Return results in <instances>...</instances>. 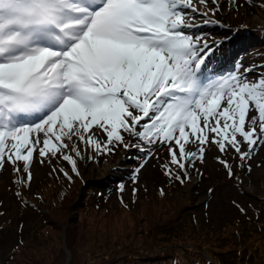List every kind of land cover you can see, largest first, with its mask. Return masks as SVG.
Masks as SVG:
<instances>
[{"label":"snow or ice","instance_id":"snow-or-ice-1","mask_svg":"<svg viewBox=\"0 0 264 264\" xmlns=\"http://www.w3.org/2000/svg\"><path fill=\"white\" fill-rule=\"evenodd\" d=\"M209 3L216 0H0V169L12 164L28 184L34 156L60 155L78 175L74 156L62 154L81 156L74 140L146 156L162 144L184 170L181 183L184 161L202 162L209 145L250 160L264 141V75L206 74L223 41L187 30L198 17L211 23L198 7ZM124 134L139 143L125 144ZM192 142L196 150L186 151Z\"/></svg>","mask_w":264,"mask_h":264},{"label":"trees","instance_id":"trees-1","mask_svg":"<svg viewBox=\"0 0 264 264\" xmlns=\"http://www.w3.org/2000/svg\"><path fill=\"white\" fill-rule=\"evenodd\" d=\"M261 6L253 9L264 18V0ZM239 26L229 31L240 33L248 25ZM248 35L254 41L264 42V28L248 30L243 37ZM113 153L114 149L110 154ZM97 154L101 161L106 160L104 152ZM63 171L62 183L55 189L51 187L52 194L42 193L46 187L37 186L30 202L17 203L12 218L1 219L6 210L0 205V242L5 235L11 237L9 231L15 223V237L1 253L0 264H65L67 252V264H256L260 259L264 261V256L256 253L263 246L252 243L254 251H245L254 239L264 237V219H258L264 208V196L250 194L240 187L253 219L244 217L241 222L234 218L222 225L221 232H214L199 217L196 205L189 198L181 200L174 196L179 181L175 177L180 175L175 169L171 176L167 175L171 181L157 187L153 194L138 196L136 201L117 197L115 205L103 201L101 196L102 191L109 189L107 182L114 175L91 184L88 178L77 175L69 163ZM227 177H230L228 172ZM188 182V178L183 179V183ZM38 211L43 213L36 214ZM31 215H35L32 224L23 228L24 218ZM222 248L225 252L218 254Z\"/></svg>","mask_w":264,"mask_h":264},{"label":"rangeland","instance_id":"rangeland-1","mask_svg":"<svg viewBox=\"0 0 264 264\" xmlns=\"http://www.w3.org/2000/svg\"><path fill=\"white\" fill-rule=\"evenodd\" d=\"M261 5L262 0H228L221 4L216 1V3L202 5L209 10V15L206 18L211 23L204 24V17H199L201 20L197 21L198 26L187 31L194 35L199 34L209 43L216 41L219 44L220 41H223V44L210 56L206 74L227 76L230 73H238L244 68H250L252 73L249 79L253 82L260 75H264V42L254 41L249 35L243 37L248 30L264 28V18L253 9L254 7L262 8ZM216 8H219L218 12H215ZM241 23L248 25L244 26L247 30H242L240 33L229 31L233 28L238 29ZM241 43L243 44L241 45ZM231 48L232 51L227 54ZM222 54L223 56L227 54V57L224 58ZM221 61L223 66H220ZM124 135L125 144L139 143L130 135ZM94 139L99 140L102 144L106 142L105 135H97ZM73 142L81 149V156L77 157L69 150H65V153L62 154L74 156L75 167L81 177L88 178L92 182L91 184H97L106 178L109 179L112 175L115 176L113 180L110 178L107 182L109 186L107 192L102 191L101 193L103 201H108L113 205L116 204L117 197L136 201L138 196L153 194L157 187H162L167 180L171 181L165 174L163 165L167 164L172 170L179 171L181 177L184 176V170H180L177 165L170 163L168 148L159 143L147 146L151 152L148 156L145 155V150H138L135 146L125 148L117 143L115 144L116 149L113 148L114 153H105L106 160L101 161L94 147L76 140ZM196 148V142L186 145L188 152L194 151ZM243 150L247 151V146ZM217 157L227 160L232 165L234 176L227 177L228 170L219 163ZM184 162L190 182L181 183L178 181L174 188V196L181 200L184 197L189 198L196 205L199 217L214 232H221L219 230L223 227L222 225L233 221L234 218L241 222L244 217L253 219V213L248 210L247 201L241 195L240 187L250 194L256 193L259 196H264V141L260 142V147L251 154V159L247 162L240 161L237 154L231 149L227 153H221L214 145L207 147L202 162L199 159L194 161V167L187 161ZM17 163L19 167L23 168L24 162ZM66 163L72 165L69 161L60 158V155L44 158L34 156L30 164L32 180L28 184L24 182V173L14 172V166L6 163L0 169V205L6 210L1 219L12 218L16 214L17 203L30 202L35 196L37 186L46 187L42 193L52 194L51 187L55 189L62 183L60 176L64 172L63 168ZM249 167L251 171H249ZM235 169H237L236 172ZM42 213V211H38L36 214ZM34 217L35 215L25 217L23 228L29 227ZM258 219H264V208L260 210ZM14 224L9 231L11 237L5 235L4 240L0 242V261L1 253L9 248L15 237ZM62 239H64V235ZM252 243L263 246V249L258 247L256 253L259 256H264V237L254 239L248 244L250 248H246V252L254 251ZM218 244H220V240ZM223 250L224 248L220 249L218 254L225 252ZM256 264H264V261L260 259L256 261Z\"/></svg>","mask_w":264,"mask_h":264},{"label":"bare ground","instance_id":"bare-ground-1","mask_svg":"<svg viewBox=\"0 0 264 264\" xmlns=\"http://www.w3.org/2000/svg\"><path fill=\"white\" fill-rule=\"evenodd\" d=\"M219 4L225 2V1H228V0H216ZM198 7L201 9V11H203L204 9H206L204 6L202 5H198ZM198 20H201L199 17L197 18V21Z\"/></svg>","mask_w":264,"mask_h":264},{"label":"water","instance_id":"water-1","mask_svg":"<svg viewBox=\"0 0 264 264\" xmlns=\"http://www.w3.org/2000/svg\"><path fill=\"white\" fill-rule=\"evenodd\" d=\"M68 259H69V254L67 255V259H66V261H68Z\"/></svg>","mask_w":264,"mask_h":264}]
</instances>
